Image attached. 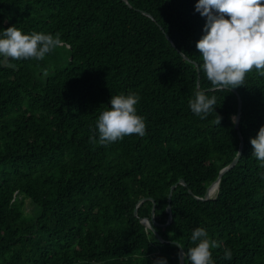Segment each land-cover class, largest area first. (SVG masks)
Returning a JSON list of instances; mask_svg holds the SVG:
<instances>
[{
    "label": "trees",
    "instance_id": "1",
    "mask_svg": "<svg viewBox=\"0 0 264 264\" xmlns=\"http://www.w3.org/2000/svg\"><path fill=\"white\" fill-rule=\"evenodd\" d=\"M197 2L0 0V34L15 25L64 42L43 60L0 63V264H180L197 227L220 243L214 264H264V168L250 143L264 126V77L253 69L243 86L213 88ZM196 90L216 97L204 119L189 107ZM129 93L146 134L99 144L98 116ZM153 207L164 240L142 221Z\"/></svg>",
    "mask_w": 264,
    "mask_h": 264
},
{
    "label": "clouds",
    "instance_id": "2",
    "mask_svg": "<svg viewBox=\"0 0 264 264\" xmlns=\"http://www.w3.org/2000/svg\"><path fill=\"white\" fill-rule=\"evenodd\" d=\"M195 10L206 18L205 35L196 43V48L203 60L201 70L213 88L229 90L243 86L246 74L253 69L264 77V0H198ZM63 43L59 33L55 36L43 32L23 34L13 25L0 34V63H7L9 59L43 60ZM139 99L136 93L111 96V107L96 120L99 144L114 143L133 134L141 137L146 134L144 118L136 112ZM188 103L191 111L204 119L214 111L216 97L196 90ZM221 119L216 114L215 123L220 125ZM232 120L236 122L235 117ZM89 141L97 143L92 136ZM250 143L252 156L259 161L260 168H264V126ZM261 179L264 180V174ZM191 241L195 246L188 248L184 259L189 264H214L211 249L219 248L220 243L209 240L202 227L193 230ZM223 258L232 259L230 249L224 250ZM153 264H167V260L158 258Z\"/></svg>",
    "mask_w": 264,
    "mask_h": 264
},
{
    "label": "water",
    "instance_id": "3",
    "mask_svg": "<svg viewBox=\"0 0 264 264\" xmlns=\"http://www.w3.org/2000/svg\"><path fill=\"white\" fill-rule=\"evenodd\" d=\"M125 1L128 2V0H125ZM241 111H242V100H241V98H240V99H239V105H238V115H237L236 127L239 126L240 116H241ZM239 133H241V132L239 131ZM241 138H242V136H241ZM242 147H243V141H241V144H240V148H239V152H238L239 154L236 155V157L232 160V162H231L230 164H228L227 166H225L224 168H222V169L220 170V174H219L218 178L208 186V188H207V192H206V195H205L204 199H208V198L213 197L212 194H211V192H210L211 187H213V186L216 185V186L219 188V184H220V180H221L222 174H223L224 172H226L228 169H230L231 167H233V166L235 165V163L238 161V159H239V157H240V155H241V153H242ZM178 183L186 184V181H185L183 178H181V179L179 180V182H177V183H175L174 185H172L171 192L169 193V200H171V197H172V190H173V188H174ZM190 192H192V191L190 190ZM146 199H148V197H144V198H142V199L139 200V202H138V206L135 208V213H136V214L138 213V207H139V206H140V205H141ZM154 204H155V201H154ZM168 211H169L170 213H171V211H172V207H171V204H170V203L168 204ZM154 214H155V207H153L152 217H151V218H143L142 221H143L148 227H150L151 229H153V230L157 233V235L160 237L161 240H164V239L158 234V232L156 231V228H155V226H154L155 224H157V222H156V220H155V217H154ZM171 220H172V215H170V217H169V222H170ZM179 247H180V264H184V261H185V259H184V253H185V251H184V249L182 248L181 245H179Z\"/></svg>",
    "mask_w": 264,
    "mask_h": 264
},
{
    "label": "rangeland",
    "instance_id": "4",
    "mask_svg": "<svg viewBox=\"0 0 264 264\" xmlns=\"http://www.w3.org/2000/svg\"><path fill=\"white\" fill-rule=\"evenodd\" d=\"M26 209L27 211H33V205L30 202V199H27L26 201Z\"/></svg>",
    "mask_w": 264,
    "mask_h": 264
},
{
    "label": "bare ground",
    "instance_id": "5",
    "mask_svg": "<svg viewBox=\"0 0 264 264\" xmlns=\"http://www.w3.org/2000/svg\"><path fill=\"white\" fill-rule=\"evenodd\" d=\"M217 190H218V187L216 185L211 187L210 192H211L212 196L216 195Z\"/></svg>",
    "mask_w": 264,
    "mask_h": 264
}]
</instances>
